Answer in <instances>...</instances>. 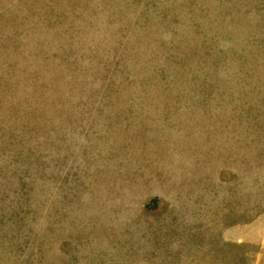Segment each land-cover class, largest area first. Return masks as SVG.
<instances>
[{
  "label": "rangeland",
  "instance_id": "1",
  "mask_svg": "<svg viewBox=\"0 0 264 264\" xmlns=\"http://www.w3.org/2000/svg\"><path fill=\"white\" fill-rule=\"evenodd\" d=\"M0 264H264V0H0Z\"/></svg>",
  "mask_w": 264,
  "mask_h": 264
}]
</instances>
